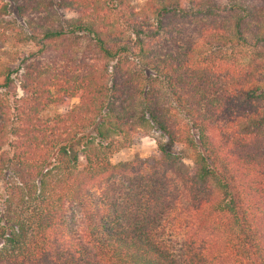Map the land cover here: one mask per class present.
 <instances>
[{"label":"trees","instance_id":"16d2710c","mask_svg":"<svg viewBox=\"0 0 264 264\" xmlns=\"http://www.w3.org/2000/svg\"><path fill=\"white\" fill-rule=\"evenodd\" d=\"M5 1L37 50L0 69V264H264V0ZM152 131L184 199L174 246L155 226L166 171L126 215L106 190L135 165L109 155Z\"/></svg>","mask_w":264,"mask_h":264},{"label":"rangeland","instance_id":"374dc122","mask_svg":"<svg viewBox=\"0 0 264 264\" xmlns=\"http://www.w3.org/2000/svg\"><path fill=\"white\" fill-rule=\"evenodd\" d=\"M135 7H140L145 0H129ZM240 1V0H239ZM5 0H0V69L4 65L15 64L19 62L20 57L26 56L28 62L31 61L30 53L37 50L31 42L20 43L16 39L15 33L6 28L3 25V21L6 19H12V14H5L1 8V4L5 3ZM242 2V0H241ZM8 9V8H7ZM249 53V51L247 50ZM235 54L238 59H243L246 55V50L237 51ZM46 56V55H45ZM50 56H54L53 54ZM250 56V54H249ZM45 63V60H44ZM19 74H14V83H18ZM78 102V97L66 98L64 103H54L46 107L42 115L44 117H50L55 114H63L69 111ZM159 139L158 132L152 131L149 134L138 133L132 137V140L125 147L119 151L109 155V160L112 163L118 162H134V166H126L121 169V173H115L107 180V195L110 201L113 203V209L117 208L119 216L131 213L132 209L135 210L137 205L133 199L134 192L141 190L142 185L149 180H154L153 172L161 173L166 171L167 177H160L159 187H165L164 195L167 199L168 207L165 210H159L155 226L157 231L162 233V237L167 239L169 244L178 245L181 238L182 224L179 219V214L185 213L184 207H180V203H183L181 189L175 180V174L170 172L166 165L157 162L159 158V152L156 146V139ZM173 152L179 156L177 166L186 170L191 165V160L188 156V150L182 145L177 144L173 147ZM84 165L82 156H79V166ZM176 183V184H175ZM1 194H3L4 183L2 182ZM170 202V204H169ZM173 202V204H172ZM176 204V211L172 210V206ZM135 205V206H134ZM161 211H164L163 213ZM66 220L69 225H78V215L71 213V209L67 208L65 212Z\"/></svg>","mask_w":264,"mask_h":264}]
</instances>
